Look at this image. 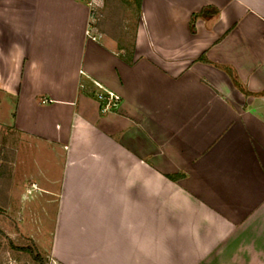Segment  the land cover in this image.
Returning a JSON list of instances; mask_svg holds the SVG:
<instances>
[{
	"label": "crops",
	"instance_id": "1",
	"mask_svg": "<svg viewBox=\"0 0 264 264\" xmlns=\"http://www.w3.org/2000/svg\"><path fill=\"white\" fill-rule=\"evenodd\" d=\"M89 23L80 0H0V124L44 157L52 253L264 264V0H140L129 47Z\"/></svg>",
	"mask_w": 264,
	"mask_h": 264
},
{
	"label": "rangeland",
	"instance_id": "2",
	"mask_svg": "<svg viewBox=\"0 0 264 264\" xmlns=\"http://www.w3.org/2000/svg\"><path fill=\"white\" fill-rule=\"evenodd\" d=\"M133 1L102 0L90 23L118 45L131 46L139 18ZM27 145V139L0 124V161L10 172L8 187L0 186V264H65L51 249L56 200L43 194L32 179L34 166L28 165L29 160L44 157Z\"/></svg>",
	"mask_w": 264,
	"mask_h": 264
},
{
	"label": "built area",
	"instance_id": "3",
	"mask_svg": "<svg viewBox=\"0 0 264 264\" xmlns=\"http://www.w3.org/2000/svg\"><path fill=\"white\" fill-rule=\"evenodd\" d=\"M84 4H86L89 8V14L91 19H93L95 12L97 11V8L100 6L102 0H80ZM95 30V26L89 23V29L87 30V34L92 38L95 39L96 35L91 34ZM96 86H98L100 89L101 86L99 83L95 82ZM96 97L99 101L100 110L101 112H107L112 109L113 106L117 103L119 100V96L114 94L111 91L102 90L96 94Z\"/></svg>",
	"mask_w": 264,
	"mask_h": 264
},
{
	"label": "trees",
	"instance_id": "4",
	"mask_svg": "<svg viewBox=\"0 0 264 264\" xmlns=\"http://www.w3.org/2000/svg\"><path fill=\"white\" fill-rule=\"evenodd\" d=\"M133 2L137 5V7L140 6V0H134ZM217 12H218L217 11V8H215L214 6H207V7H203L201 9V11L197 15L206 17V16H212V15L216 14ZM191 24H192V22H191ZM198 59L201 60V61L209 62L204 57V54L201 55ZM225 71L228 73V75L231 78L233 84L235 86H237L238 88H242L241 85L239 84V82L234 77V74H233L232 69L229 68V67H225ZM244 92L247 93V94H249L247 91H244ZM1 162H2V160L0 161V186L1 185L4 186V185H6V182L8 183V181H9V180L7 181V176L10 175V172H9V169L3 163H1ZM5 174H7V175L5 176ZM33 256H34L35 259H37V258L39 259V255L34 254Z\"/></svg>",
	"mask_w": 264,
	"mask_h": 264
}]
</instances>
